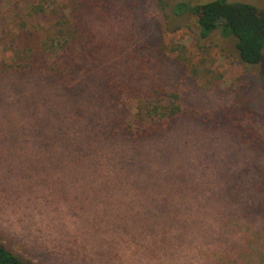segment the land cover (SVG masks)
<instances>
[{"label": "rangeland", "instance_id": "obj_1", "mask_svg": "<svg viewBox=\"0 0 264 264\" xmlns=\"http://www.w3.org/2000/svg\"><path fill=\"white\" fill-rule=\"evenodd\" d=\"M81 1L70 86L0 76V245L28 264H264V55L242 63L192 15L168 28L175 3L214 0ZM158 86L200 118L126 138L118 90ZM240 92L254 135L223 119Z\"/></svg>", "mask_w": 264, "mask_h": 264}, {"label": "trees", "instance_id": "obj_2", "mask_svg": "<svg viewBox=\"0 0 264 264\" xmlns=\"http://www.w3.org/2000/svg\"><path fill=\"white\" fill-rule=\"evenodd\" d=\"M82 5L81 0H0V76L50 72L63 85L70 86L72 81L68 71L70 67L82 66L77 61V52L89 41L86 29L79 20ZM157 7L166 11L168 0H158ZM171 13L172 20L167 22L169 29L175 26V30L180 29L182 19L192 15L202 38L219 31L223 38L236 39L242 63L257 65L262 61L264 10L227 0L200 4L179 1L173 5ZM182 67L187 68L184 64ZM125 90H118V95L135 104L133 111L122 115L120 122V131L128 139L141 140L165 133L187 114L200 118L199 114L185 109L182 93L177 90H168L163 86L151 90L134 87ZM243 95L241 92L236 94L235 111L225 113L223 119L234 129L249 135L254 126L245 128L241 125L249 116ZM239 111L244 114L243 117H239ZM204 121L208 122V119ZM220 261L228 264L222 258ZM0 264L28 263L0 245Z\"/></svg>", "mask_w": 264, "mask_h": 264}]
</instances>
